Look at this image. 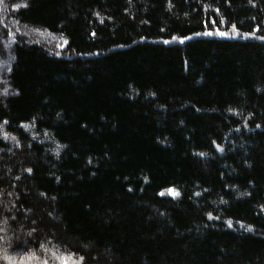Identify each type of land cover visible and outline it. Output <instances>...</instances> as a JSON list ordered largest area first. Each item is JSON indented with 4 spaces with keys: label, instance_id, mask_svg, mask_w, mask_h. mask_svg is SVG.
Here are the masks:
<instances>
[{
    "label": "trees",
    "instance_id": "trees-1",
    "mask_svg": "<svg viewBox=\"0 0 264 264\" xmlns=\"http://www.w3.org/2000/svg\"><path fill=\"white\" fill-rule=\"evenodd\" d=\"M7 2L0 264H264V0Z\"/></svg>",
    "mask_w": 264,
    "mask_h": 264
},
{
    "label": "rangeland",
    "instance_id": "rangeland-1",
    "mask_svg": "<svg viewBox=\"0 0 264 264\" xmlns=\"http://www.w3.org/2000/svg\"><path fill=\"white\" fill-rule=\"evenodd\" d=\"M11 8L7 2V0H0V25L5 28L10 34L9 40L5 41V50L9 57H11V49H12V43L13 40L16 37H23L24 39H28L31 41H35L37 43L43 44L46 46L51 52L57 53L58 55L66 54L67 53V42L64 38L57 35H52L44 30L39 29H32V28H22L17 25V23L13 20L12 16L10 15ZM220 31L227 32L228 36H234L237 35V32L234 33L233 30H225V29H219ZM215 31L213 32V35L215 34ZM219 36V35H216ZM177 42H180L178 40ZM9 60V59H8ZM10 62L7 60H1L0 61V75L7 71L9 68ZM169 193V192H168Z\"/></svg>",
    "mask_w": 264,
    "mask_h": 264
},
{
    "label": "snow or ice",
    "instance_id": "snow-or-ice-1",
    "mask_svg": "<svg viewBox=\"0 0 264 264\" xmlns=\"http://www.w3.org/2000/svg\"><path fill=\"white\" fill-rule=\"evenodd\" d=\"M219 11V9H217V12ZM211 23L213 25H215L217 23V21L215 19L211 20ZM220 23H224L223 20L220 21ZM207 25V22H206ZM233 32L236 33V27L235 25H233ZM205 35H213V32L208 31L204 33ZM216 35H219L221 37H225L228 36L229 34L227 32L224 31H220L219 28L216 29L215 31ZM93 35H95V33H93ZM247 35V34H246ZM173 40H176L177 38L175 36L172 37ZM188 39V37H183V39L180 40V43H183L184 40ZM261 39H264V37H261ZM170 41L165 40L164 43H169ZM201 155H203V153H201ZM31 171V170H29ZM169 194L172 195L173 197L179 196L180 193L178 191H176L175 189L169 188L168 190ZM161 195H163V193H161ZM196 195H199V193H197ZM209 218H212L211 213H209ZM229 226H231V222L229 221ZM8 261L9 264H16V261L13 260L10 256H6L5 257ZM32 257L28 256L27 259H25L24 257H21L19 264H30ZM38 259V258H37ZM60 260V264H82L83 262V257H80L79 260H76L75 255L74 254H65L62 257H59ZM42 264H48L47 259H45Z\"/></svg>",
    "mask_w": 264,
    "mask_h": 264
}]
</instances>
